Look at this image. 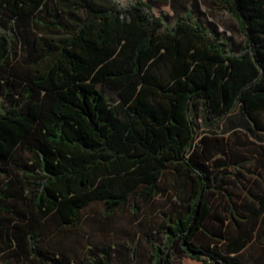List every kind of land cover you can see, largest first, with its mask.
I'll return each mask as SVG.
<instances>
[{"label":"trees","instance_id":"obj_1","mask_svg":"<svg viewBox=\"0 0 264 264\" xmlns=\"http://www.w3.org/2000/svg\"><path fill=\"white\" fill-rule=\"evenodd\" d=\"M49 1L0 0V256L78 264L45 244L44 225L77 229L96 203L106 220L126 207L139 217L171 171L177 203L145 237L149 264H264V174L250 190L241 179L253 158L225 137L200 139L195 113L212 128L240 114L231 132L264 142V0H217L240 47L203 23L199 0L173 24L154 3L177 0ZM28 19L46 33L21 60L17 23ZM97 251L87 264H112L110 248Z\"/></svg>","mask_w":264,"mask_h":264},{"label":"rangeland","instance_id":"obj_2","mask_svg":"<svg viewBox=\"0 0 264 264\" xmlns=\"http://www.w3.org/2000/svg\"><path fill=\"white\" fill-rule=\"evenodd\" d=\"M123 1L132 2L136 0ZM193 1L189 0L185 6L191 8ZM199 1L203 5V13L205 14L202 18L203 23L208 26L210 24L217 26L222 32V37L230 41L233 46L240 47L245 44L246 37L241 31L239 23L230 14L226 6H223L217 0ZM54 2L55 0H51L48 4H53ZM154 7L159 15L163 13L171 15L172 20L169 21L170 24H173L177 17L178 13L176 9L181 8L177 4H174L172 7L162 3H154ZM84 18L85 15L76 17L65 16L64 20L68 26L74 27L76 19L83 20ZM17 24V34L20 41L17 45V51L22 60L27 54L29 48L28 42H33L37 37L46 32L42 27L37 26L32 19L18 21ZM106 90L109 96H116L114 91L110 89ZM195 113L198 117L200 139L206 134L218 135L229 139L230 143L233 144V151H244L250 158H253L254 166H250V164L248 167H251V171H255L254 167L258 163L257 158H260L257 154L259 150L258 144L262 143L263 140L246 134L242 130H239L235 135L231 132L233 129V121L236 119L239 120L240 114H236L232 118H227L212 128L206 123L203 107L198 106ZM245 143H247L246 146H244ZM256 155L258 156L256 157ZM220 157H224L229 162L231 160L229 154L225 155L223 153ZM230 172L234 173V176L238 175L236 168L230 169ZM244 174L246 177L244 176L241 181L245 185H248L250 190H255L256 193L259 192L258 186L256 185L257 180L255 181L257 176L247 172ZM174 179L175 175L171 171L165 173L161 184L162 195L156 198L151 206H144L143 203H140L139 205L142 210L139 217L133 213L131 207H126L124 210L117 211L112 217L106 220L103 216L104 205L96 203L83 213L82 222L77 229L61 230L54 223L50 222L45 224V244L69 254L78 264H81V262L87 264L86 259L92 254H96L98 252L97 248L102 246L111 249L112 264H129L132 247L136 245L138 249V264H149V254L145 237L148 234L154 235L156 233V229L161 222L160 215L162 213H171L174 211V205L177 203V199L174 197ZM249 180L250 182H248ZM261 187H264L263 184H261ZM229 189L236 195L246 192L243 191L242 184L237 179L231 180ZM0 264H17L15 252L11 251L0 256Z\"/></svg>","mask_w":264,"mask_h":264},{"label":"crops","instance_id":"obj_3","mask_svg":"<svg viewBox=\"0 0 264 264\" xmlns=\"http://www.w3.org/2000/svg\"><path fill=\"white\" fill-rule=\"evenodd\" d=\"M189 0H177L176 2H177V5L178 6H181V7H184L185 6V4H186V2H188ZM163 4V3H162ZM173 2H169V3H167L166 5H170V6H172L173 7ZM258 145H260V146H264V142H262V143H259ZM258 155H256V157H257ZM259 163H257L256 165H255V167H254V170L255 171H251L250 170V168L251 167H248L247 165H246V171L245 172H247V173H251V174H253V173H256L257 175L258 174H264V168H263V165L261 164V162L260 161H258ZM250 166H254V165H250ZM250 171V172H249Z\"/></svg>","mask_w":264,"mask_h":264}]
</instances>
